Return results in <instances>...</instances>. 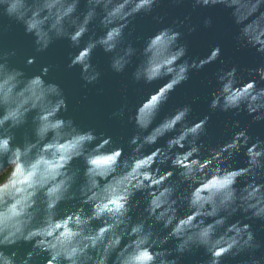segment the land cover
<instances>
[{
	"label": "clouds",
	"instance_id": "1",
	"mask_svg": "<svg viewBox=\"0 0 264 264\" xmlns=\"http://www.w3.org/2000/svg\"><path fill=\"white\" fill-rule=\"evenodd\" d=\"M185 5L169 22L167 9ZM218 6L231 21L220 38L254 49L258 63L225 58L219 40L189 55L183 37L217 28L213 15L193 13ZM138 17L157 27L137 34ZM15 26L36 54L25 67L57 41L70 50L64 65L28 74L12 63L17 48H0V264H184L201 251L198 264H264V135L250 130L264 123V0H0V36ZM97 49L128 76L108 113L118 136L68 115L69 93L50 77L78 68L80 87L103 96ZM212 64L208 111L193 115L194 92L161 117ZM86 103L84 92L77 104ZM215 113L232 117L219 135Z\"/></svg>",
	"mask_w": 264,
	"mask_h": 264
},
{
	"label": "water",
	"instance_id": "2",
	"mask_svg": "<svg viewBox=\"0 0 264 264\" xmlns=\"http://www.w3.org/2000/svg\"><path fill=\"white\" fill-rule=\"evenodd\" d=\"M81 9L84 8V3L80 5ZM170 11V17L176 15H183L190 11V6L185 5L177 9H167ZM203 15H213L214 19L217 21L216 29H203L201 28L198 33L186 35L183 37L184 40L190 43L189 55H204L209 43L219 40L223 44L224 56L233 57L234 61L239 62L244 65L252 66L254 63L259 62V58L255 53L254 49L235 51L233 48V43L229 37L221 35L224 30L231 26V21L229 19V10H225L222 7H216L213 9H200L193 13L194 22L202 17ZM137 28V34L148 35L151 33L154 27H157L151 21V17H138L134 21ZM139 46V45H137ZM17 48L18 55L13 58L12 63L18 67L25 68L28 74H32L37 70L39 65L45 63H60L64 65L67 61V52L70 50L68 48L67 41H57L51 48L46 52L37 55V65L25 67V61L29 55H36L32 49L31 37L25 36L23 33V28L21 26H15L12 33L0 36V48ZM94 62L98 63L99 66L104 71V76L102 78V86L105 87L106 92L103 96H97L95 88L97 86H89L88 89H82L79 80V69L72 70H62L59 72L50 73V77L56 78L58 81L62 82L69 93V113L68 115H74L78 123L84 125L97 126L99 130H107L109 134L120 135L122 134V125L118 121H109L108 113H110L115 107L119 106L120 103V88L122 86V81L128 79L127 75L117 76L113 74L108 69V57L102 50L97 49L94 54ZM219 67L218 64H212L206 66L205 69L200 72H193L191 74V79L186 84L180 86L173 97L170 99L169 103L164 106L161 112V117L171 110L176 103H182L185 99L191 96L192 93H199L201 96L200 102L193 105V115H202L208 111L207 109V94L211 90L210 86H207L206 82L208 79L212 78V74L215 72L216 68ZM131 68L129 69L130 74ZM137 87V86H133ZM73 89H76L73 92ZM87 92L89 95V103L78 105L77 101L80 99L81 95ZM130 96L133 101L135 100L136 94L130 92ZM230 113H215L213 114V120L211 122L213 129L216 131L217 135L220 134L223 122L230 120ZM243 123L250 124L251 118L242 116L240 117ZM212 130V129H210ZM250 130L253 134L264 135V123L262 124H251ZM25 129L17 130V138L22 139ZM130 128H125L123 134H130ZM163 143V141H161ZM78 163V162H77ZM261 222L257 221L254 227H259ZM261 237L264 238V231L260 233ZM202 257V251L196 253L195 255H188L184 257V264H198V260ZM41 264H43L41 260Z\"/></svg>",
	"mask_w": 264,
	"mask_h": 264
}]
</instances>
